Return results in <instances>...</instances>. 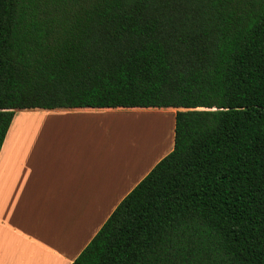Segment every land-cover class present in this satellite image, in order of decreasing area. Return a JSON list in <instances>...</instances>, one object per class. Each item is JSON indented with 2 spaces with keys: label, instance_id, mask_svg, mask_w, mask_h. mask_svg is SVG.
Segmentation results:
<instances>
[{
  "label": "trees",
  "instance_id": "16d2710c",
  "mask_svg": "<svg viewBox=\"0 0 264 264\" xmlns=\"http://www.w3.org/2000/svg\"><path fill=\"white\" fill-rule=\"evenodd\" d=\"M172 108V149L71 264H264V0H0L15 110Z\"/></svg>",
  "mask_w": 264,
  "mask_h": 264
},
{
  "label": "crops",
  "instance_id": "0c3cea01",
  "mask_svg": "<svg viewBox=\"0 0 264 264\" xmlns=\"http://www.w3.org/2000/svg\"><path fill=\"white\" fill-rule=\"evenodd\" d=\"M175 111L15 110L0 145V264H71L171 151Z\"/></svg>",
  "mask_w": 264,
  "mask_h": 264
},
{
  "label": "rangeland",
  "instance_id": "374dc122",
  "mask_svg": "<svg viewBox=\"0 0 264 264\" xmlns=\"http://www.w3.org/2000/svg\"><path fill=\"white\" fill-rule=\"evenodd\" d=\"M149 120H146L145 118H140V120L138 121V120H132V122L131 123H134V126L136 125V123L137 122H140V123H142V122H148ZM130 125V124H129Z\"/></svg>",
  "mask_w": 264,
  "mask_h": 264
}]
</instances>
